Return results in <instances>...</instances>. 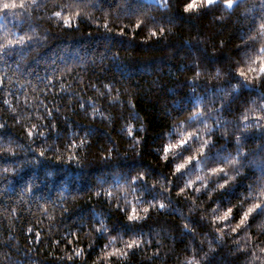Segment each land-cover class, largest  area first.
<instances>
[{
    "label": "trees",
    "instance_id": "16d2710c",
    "mask_svg": "<svg viewBox=\"0 0 264 264\" xmlns=\"http://www.w3.org/2000/svg\"><path fill=\"white\" fill-rule=\"evenodd\" d=\"M148 2L16 0L25 7L9 10L0 42L32 41L0 61V264H262L264 217L232 231L264 164V78L252 62L264 47L261 0L199 14L184 11L191 0ZM249 66L250 87L233 92ZM197 111L205 123L189 120ZM185 129L210 141L205 154L241 147L247 159L226 189L208 173L234 175L230 166L173 174L184 161L163 149ZM133 208L141 219L129 220Z\"/></svg>",
    "mask_w": 264,
    "mask_h": 264
},
{
    "label": "snow or ice",
    "instance_id": "6c2138e0",
    "mask_svg": "<svg viewBox=\"0 0 264 264\" xmlns=\"http://www.w3.org/2000/svg\"><path fill=\"white\" fill-rule=\"evenodd\" d=\"M122 3H128V0H121ZM170 0H149L148 4L144 5L145 9L147 7L155 6L157 8L167 9L169 5ZM245 0H191V2L186 4V7L184 8V11L187 13H197L199 14L200 9H213L217 6L222 7L226 12H232L235 9L239 8L242 3H244ZM31 3L33 5H38L41 3V0H31ZM261 5L264 7V0H261ZM17 7L24 8L25 4L20 3L17 4L16 0H0V29H3L6 27V23L8 20L10 13V9H15ZM131 7V6H130ZM56 17H61V13L57 12L55 13ZM65 23H70L69 20H66ZM139 27V25H137ZM260 28L262 30L261 34L264 35V23L260 25ZM153 35H156L155 32H153ZM254 39V38H253ZM32 36H28L27 39H25V36L21 35L15 39V41L8 40L5 42H0V61H4V58L6 56H11L16 50L17 46L21 49V51L31 47ZM253 63L259 62V69H258V75L255 77L256 79L264 78V47H261L258 53V59L253 60ZM257 69L252 68L249 66V69L247 72L241 70L238 75L240 77H244L245 79L241 80L240 84L238 86H233L232 91L237 92L240 88H249L250 87V81L247 79L249 73L256 72ZM200 73H197V76H199ZM220 75L219 69H217V76ZM5 87V77L0 76V92L3 91ZM261 99H264V93H261ZM5 103H8V101H4ZM198 107V104L196 105ZM94 107V106H93ZM99 115V112L96 113ZM204 113L197 111L193 112V114L189 117L190 121H197L199 120L200 123H205L204 121ZM138 118V117H137ZM192 125L189 124V127ZM259 126V125H258ZM0 127H3V125H0ZM248 127V125H246ZM205 128L207 131H211V129L207 128V125L205 124ZM186 134H180L178 138L176 139L175 143H170L167 146L164 147V158L168 159L169 154H171V158L173 160H183V163H179L175 167V173H180V176L178 179H183V177L191 171L199 169L201 166L207 167L209 163H215L218 165H225L230 166V171L234 175H230L229 171L226 170L225 167H215L210 170L208 175L211 176H219L220 180H223L224 183H219V180L214 181L216 183L217 187L220 189H226L227 185L230 181H232L235 176L240 174V170L242 167H244V161L247 159L245 156V153L242 152L241 147H238L236 150V155L233 156L231 153L225 156H221L219 152L215 156H212L211 149H209V154H205L204 149L208 148L210 141L207 139L202 140L201 134L199 132H190L186 129L184 130ZM29 135H32V132H29ZM237 143L239 145L240 138L237 137ZM202 141V142H201ZM194 145L199 146V154H193L188 155L185 159V153H193L194 152ZM0 147H3V144L0 143ZM259 152H264V145L260 146L258 149ZM43 155V153H41ZM257 167L260 169L261 172V180L257 182L256 186L249 185L247 195L243 197L242 200L239 202V206L241 209H243V206L246 203H250L251 206L247 208L246 211L243 212V216L240 219L239 224L236 225L235 228L232 229V231H236L237 229L243 227L247 228L249 217L252 216L253 220L264 217V164H259ZM4 171H7V169H4ZM139 179V178H138ZM198 181H203L204 177L197 176ZM188 188H192L193 184L191 181L188 182L186 185ZM207 187V185H204ZM196 192H199L200 189L196 188ZM99 194V193H98ZM108 195H111V193H108ZM153 207H157V205H153ZM158 207L160 209H164L167 207L164 203H159ZM144 211H148V209H144ZM213 213H216V209L212 210ZM133 215L129 217V220H139L141 217L136 215V209L133 208L132 210ZM254 214V215H253ZM232 215V208H228V210L224 213L223 216L216 215L215 220L217 222H224L229 219V217ZM258 227L264 231V222H262ZM185 232L191 233L193 229L189 226V224H184ZM106 231V229H103ZM112 241H109V244H111ZM140 245L135 241H131L126 244V247L128 249H133L136 247H139ZM82 254L81 251H76L75 255L80 256ZM120 255L121 257L127 256V252H119V253H113V255ZM71 258V257H69ZM187 264H197V262L193 260H188Z\"/></svg>",
    "mask_w": 264,
    "mask_h": 264
},
{
    "label": "clouds",
    "instance_id": "9594fccd",
    "mask_svg": "<svg viewBox=\"0 0 264 264\" xmlns=\"http://www.w3.org/2000/svg\"><path fill=\"white\" fill-rule=\"evenodd\" d=\"M243 152V150H242ZM261 252H264V248L260 249ZM258 259H262L261 257H257ZM262 264H264V259H262Z\"/></svg>",
    "mask_w": 264,
    "mask_h": 264
},
{
    "label": "rangeland",
    "instance_id": "374dc122",
    "mask_svg": "<svg viewBox=\"0 0 264 264\" xmlns=\"http://www.w3.org/2000/svg\"><path fill=\"white\" fill-rule=\"evenodd\" d=\"M149 1V0H148Z\"/></svg>",
    "mask_w": 264,
    "mask_h": 264
}]
</instances>
